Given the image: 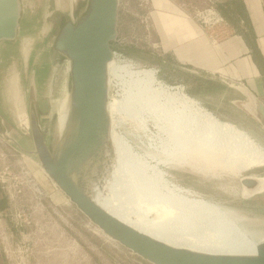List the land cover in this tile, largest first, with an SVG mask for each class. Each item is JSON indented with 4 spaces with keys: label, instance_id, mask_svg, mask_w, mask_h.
<instances>
[{
    "label": "rangeland",
    "instance_id": "374dc122",
    "mask_svg": "<svg viewBox=\"0 0 264 264\" xmlns=\"http://www.w3.org/2000/svg\"><path fill=\"white\" fill-rule=\"evenodd\" d=\"M151 1L121 0L120 6L121 31L134 34L141 40L143 49L141 66H138L140 69L134 68L130 63L121 64L116 60H113V63L127 65L135 70H156L151 66L146 67L144 62L145 57H153L150 55V50L152 45L157 44L156 30L150 22L151 13L155 11V4L153 5ZM156 1L160 2V0ZM61 2L60 0H22L23 13L19 36L15 42L2 43L0 46V113L5 119L7 129L13 133L21 148L29 152L34 150L29 128L31 111L37 118L52 154L60 143L57 137L59 107L69 90L66 81L70 62L54 51L53 44L61 18L66 17L75 23L84 12L87 0H61ZM170 2L177 7H183L185 4L191 18L198 16L195 14L198 8H206L205 3L208 4L207 0H170ZM156 11L160 12L157 8ZM41 27L43 30H40ZM44 33L49 34L46 42L42 37ZM47 59L51 62L48 64L46 74L44 73L47 77L46 82L42 84L36 82L35 87L38 86L40 89L37 92L33 89V94L30 89L29 73L37 60L42 64ZM158 78L161 80L159 72ZM120 83H124L123 80ZM167 84L181 85L180 82L175 84L167 82ZM113 86L112 84L110 87L109 103L113 99L119 100L122 95L120 88ZM185 92L187 93L186 90ZM226 94L228 97H237V94L231 91H227ZM203 101L213 109L210 112L201 103L215 121L235 125L247 132L264 148V129L241 104L232 105L225 100H215V98H204ZM114 120L115 132L126 140L133 153L146 157L152 163L156 158L167 160V155L161 153L158 130L149 118H146L145 125L134 122L122 114H115ZM0 146L8 156L6 163L11 166L12 176L17 178L16 182L23 189L21 198L8 196L19 203L17 212L24 216L23 227L16 228L13 219L16 215L15 207L10 203L9 209L4 213L7 217L0 222L1 232L7 234L4 243L9 250H0L6 253V264H150L99 231L45 173L37 156L22 152L13 143H7L1 138ZM109 154H107V168H116L121 162L117 160L119 161L117 165L118 162H115L117 158ZM161 170L173 183L184 186L205 199L264 221V196L245 201L242 198L243 189L240 180L225 179V183L233 191L228 194L220 189V182L210 181L184 169L175 170L166 165L162 166ZM262 171L246 172L242 178ZM118 188L114 190L113 198L122 204H130L123 189ZM26 219L27 221H24ZM194 245L215 254L235 253L213 245L200 243Z\"/></svg>",
    "mask_w": 264,
    "mask_h": 264
},
{
    "label": "bare ground",
    "instance_id": "6f19581e",
    "mask_svg": "<svg viewBox=\"0 0 264 264\" xmlns=\"http://www.w3.org/2000/svg\"><path fill=\"white\" fill-rule=\"evenodd\" d=\"M61 37L99 57L92 0H87L75 23L61 18L56 38ZM112 61L108 65V86L120 88L122 95L108 103L111 131L101 154L100 169L89 183L93 200L111 216L156 242L204 254L251 257L264 264V221L205 199L173 183L161 170L166 165L175 170L184 169L220 182V189L228 194L233 191L225 179L240 180L242 198L248 201L264 196V148L235 125L215 121L183 86L161 81L156 70H135ZM68 73L69 90L59 107V139L70 117L73 120L79 117L83 101V88L73 82L70 70ZM122 80L124 83H120ZM115 114L141 125L149 118L158 130L159 147L167 160L156 158L152 163L133 153L126 140L115 132ZM108 153L117 158L115 162H121H116L119 164L116 168H107ZM252 170L263 171L242 178ZM118 187L123 189L130 204L113 198ZM194 243L235 253L215 254L199 249Z\"/></svg>",
    "mask_w": 264,
    "mask_h": 264
},
{
    "label": "water",
    "instance_id": "95a60500",
    "mask_svg": "<svg viewBox=\"0 0 264 264\" xmlns=\"http://www.w3.org/2000/svg\"><path fill=\"white\" fill-rule=\"evenodd\" d=\"M120 6L121 0H92L98 58L66 37L54 40V51L69 60L72 80L83 88L79 117L76 120L70 117L54 153L49 150L33 111L29 123L32 152L21 148L1 113L0 138L22 152L37 156L46 174L99 231L150 264H261L251 257L204 254L156 242L111 216L91 197L89 183L100 169L101 154L111 131L108 65L116 60L121 64L130 63L136 69L141 66V40L121 31ZM22 13L21 0H0V46L17 40ZM223 83L240 95V99L225 101L241 104L264 129V102L243 86Z\"/></svg>",
    "mask_w": 264,
    "mask_h": 264
},
{
    "label": "crops",
    "instance_id": "0c3cea01",
    "mask_svg": "<svg viewBox=\"0 0 264 264\" xmlns=\"http://www.w3.org/2000/svg\"><path fill=\"white\" fill-rule=\"evenodd\" d=\"M232 1L231 7L239 9L240 14L234 21L223 17L218 9V6ZM151 2L155 4V11L151 13L150 22L156 30L157 44L150 50L153 57L144 58L146 67L155 68L165 83L180 82L178 86H183L189 95L212 111L204 98L240 99L239 93L223 81L247 88L264 102V0H207V7L198 8L195 13L198 16L192 18L185 4L177 7L170 0ZM209 9L223 22L204 21L201 13ZM48 36V33L42 35L44 42ZM36 62L29 73L33 94V89L35 92L40 89L35 87L36 82H46L45 74L51 60L42 64ZM227 91L236 93L237 97H228ZM8 196L0 184V222L7 217L4 213L10 203L15 207L16 228H22L21 214L17 212L19 203ZM4 240H7V234L0 230V250H9ZM6 262L5 251H0V264Z\"/></svg>",
    "mask_w": 264,
    "mask_h": 264
},
{
    "label": "built area",
    "instance_id": "2783aa9c",
    "mask_svg": "<svg viewBox=\"0 0 264 264\" xmlns=\"http://www.w3.org/2000/svg\"><path fill=\"white\" fill-rule=\"evenodd\" d=\"M201 17L203 18L204 21L207 22L209 21L211 23L223 22V20L220 17H218L212 9L202 12ZM7 158H8L7 154L1 149L0 146V184L2 188L5 191H7L8 195H10L12 198H14L12 195L21 198L23 195V189H21L19 184L16 182L17 178L15 176H12L11 166L10 164L6 163ZM23 217L24 216L22 215L20 216L21 219ZM24 221H27V219Z\"/></svg>",
    "mask_w": 264,
    "mask_h": 264
},
{
    "label": "trees",
    "instance_id": "16d2710c",
    "mask_svg": "<svg viewBox=\"0 0 264 264\" xmlns=\"http://www.w3.org/2000/svg\"><path fill=\"white\" fill-rule=\"evenodd\" d=\"M233 1L231 3H225L222 4L221 6H218L219 11L222 13L223 17H225L226 19L230 20V21H234L235 17L239 16V9H235V7L233 6V8L231 7L233 5ZM235 9V10H234ZM239 18V17H238ZM161 80H163L161 78ZM191 96V95H189ZM193 98V96H191ZM208 111L212 112V110H209L207 108Z\"/></svg>",
    "mask_w": 264,
    "mask_h": 264
}]
</instances>
